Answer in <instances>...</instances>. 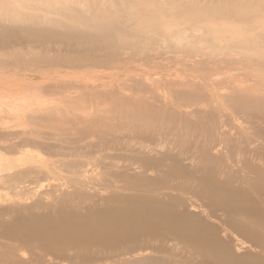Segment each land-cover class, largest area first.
Segmentation results:
<instances>
[{"label": "rangeland", "instance_id": "rangeland-1", "mask_svg": "<svg viewBox=\"0 0 264 264\" xmlns=\"http://www.w3.org/2000/svg\"><path fill=\"white\" fill-rule=\"evenodd\" d=\"M4 1L16 7L14 13L35 16L36 22L46 16L72 25L66 16L82 19L90 15L95 23L103 24L108 14L116 21L121 20L124 28H129V34L119 35L121 42L116 37L114 47L102 46V50L87 58L81 55L64 59L61 55H51L48 61L0 58V67H9L6 71L10 76L19 72L85 68L89 74L84 80L91 82H81L80 87L75 84L74 89L70 85L53 89L55 92L50 94H56L54 97L50 90L43 91V95L33 92L36 96L32 98L44 100L50 107L51 121L46 122L47 116H32L31 111L39 107L30 105L25 108L27 117L19 114L15 136L0 128V134L5 133L0 135V145L7 148L0 146L1 161L8 156L15 160L11 175H0V255L17 250L14 243L19 238L28 247L22 255L29 257L35 254V248L59 247L60 240L70 239L71 231L73 235L79 231L86 235L81 221L90 206L92 210L110 209L105 215L92 212L89 222L92 233L121 221L141 225L143 231L136 234L131 226L134 238L148 240L161 236L166 240L174 235L166 230L165 223L188 227L190 232H196L194 226L200 222L215 226L229 219L227 213L208 203L209 188L215 189L218 183L225 187L239 185L238 191L232 190L236 202L264 208L260 190L256 191L247 181L250 176L256 180L257 175L245 171L242 177L239 173L247 159L264 160V0H256L258 3L200 0L203 4L199 0ZM229 12L238 15L232 17ZM3 23L11 25L12 21ZM71 57L74 61L68 62ZM17 84L5 81L0 84V94L11 96L12 102H7L11 109L18 108L13 101L19 94L16 90L19 86H11ZM3 110L0 108V116ZM54 111L58 117L53 115ZM23 135L28 137L27 142L22 141ZM20 157L27 160L25 165L16 164ZM261 182L264 185V180ZM234 216L241 220V228L260 230L245 216ZM53 226L59 230L51 235L48 228ZM215 227L218 229L215 228L214 234L222 241L215 243L216 248L224 252L219 259L206 252L211 264H234L225 250L237 246V242L243 243L244 249L237 248L241 254H264L261 243L236 236L238 233L232 226ZM49 234L56 239H51ZM232 234L238 238L237 242L226 239L225 236ZM76 237L81 242L75 244V249L54 261L200 264L204 259L196 245L164 241L148 247V242H144V249L142 242L137 252L110 261L104 253L85 254L83 250L91 240ZM93 237L92 251L99 247ZM253 260L254 264H264L263 257Z\"/></svg>", "mask_w": 264, "mask_h": 264}, {"label": "bare ground", "instance_id": "bare-ground-1", "mask_svg": "<svg viewBox=\"0 0 264 264\" xmlns=\"http://www.w3.org/2000/svg\"><path fill=\"white\" fill-rule=\"evenodd\" d=\"M218 1H221V0H218ZM239 1H241V0H239ZM258 1H261V0H258ZM204 5H207V4H204ZM209 5H211V4H209ZM261 5L262 4L260 3L259 6H261ZM197 6H199V5H197ZM216 6L217 5H215V7ZM3 10L6 12H3ZM16 10H17L16 7H14L12 4H9L7 2L5 3L4 0H0V58H4L6 60H10L12 58L15 59L16 57H25L24 59L29 60V61L40 60V59H45L46 61H48V59L51 55H57V56L61 55L60 58H62V59H64L65 57L68 58L69 56H74V55H79V56L81 55L82 58H87L86 56L92 55V53H95L99 50H102L104 48L102 46L114 47L116 45V41L114 38H116V37H117V42L119 40H120L119 42H121V39L118 38L119 35L121 37L122 35H128L129 34V31H128L129 28L128 29L124 28L121 20L116 21L115 18H110L111 16L110 15L108 16V14L105 15L106 19L104 20L103 24L95 23L94 19H92V16H90V15L89 16H83L82 19H80L76 16H74V17L73 16H66L65 19L70 20V21H68L69 23L72 22V25H70V24H67L66 21H62V20H59V19L54 18V17H46V16L43 19L40 18V20H38L36 22V19L33 20V17H35V16L22 15L20 13L19 14L14 13L13 11L16 12ZM112 12H114V11H112ZM217 13H218V11H217ZM236 13H238V11H236ZM236 15H238V14H236ZM236 15L231 14L230 16L236 17ZM216 16H217V14H216ZM218 16H219V14H218ZM4 20L12 21L11 25H7L6 23H3ZM242 38H239V39H242ZM237 41L243 42V40H237ZM237 41H235V42L238 43ZM257 41H258V39H257ZM245 42H246V39H245ZM245 42H243V43L246 44L247 42L246 43ZM256 44H255V46H256ZM29 46L31 47V49H29ZM249 46L250 45H248L247 48ZM257 46H258V44H257ZM17 47L19 49H17ZM240 47H242V45ZM22 51H24V52H22ZM74 59H75L74 57H71V60L68 59V62H73ZM4 68H5V70H0V71H2L0 73V79L3 78V80H0V84L3 81L9 82V83L10 82L11 83L16 82V83H18L17 85H11V86H19V87H16L17 88L16 90L18 91L19 94L16 97V99L13 101L14 106L18 107L17 109H15L13 107L11 109L10 106H7V104H8L7 102L10 101V98H11L10 95H6L5 93L0 94V108L4 109L1 112L2 115L0 116V120H4V121H2V124H0V128L2 130H4V132L6 134H9V135H14V133H16V131H18L17 127H19V125H18L19 114H22L23 117H24V115H25V117H27V115H26L27 111L25 110V108H30V105H38V107H39V108L33 109L31 111L32 116L34 115L35 118H37V117L42 118L41 115L47 116L45 118L46 122L51 121L52 118H51V113L49 110L50 107L47 106L46 103H44L45 102L44 100H42V101L38 100L37 97L32 98V95H35L33 92H35V93L36 92L37 93L42 92L41 95H43L45 91H46L45 93H47V91L50 90L49 91V94H50V93H52V91H54V90L57 91L56 89L63 88L64 86L69 87L68 85H70V88L71 87L73 88V87H75V84L77 87V85L79 86V84H81V82L86 83V84L90 82L89 80H88L89 82L84 80V76H87L89 74L88 71H84L85 68H81V69H77V70L73 69V68H63V69L58 70L59 72H56V70L53 71V69L52 70L50 69L45 73L42 70H40L38 72L35 71L34 73L19 72V74H16L14 76H10V74H9L10 72L6 71V69H8L9 67H6V66L4 67L3 65L0 67V69H4ZM99 68L101 69V67H98L97 69H99ZM105 68H107V66ZM65 69L74 70V71H64ZM33 76H35V77H33ZM58 80H63V81L68 80V81H65V83L59 84V82L56 83V81H58ZM35 82H38L39 84L34 85L33 83H35ZM21 86H22V88H20ZM57 94H58V92H57ZM38 95H40V94H38ZM45 95L47 96V94H45ZM50 95L54 97V95H56V94L53 93ZM15 96H16V94H15ZM59 96H61V95H59ZM10 102H12V101H10ZM24 102H26L28 105L25 104ZM66 106H64V107H66ZM57 110H59V109H57ZM55 111L53 112L54 113L53 115L56 116L57 113H55ZM37 112L39 113V116H36ZM29 113H30V111H29ZM58 116L59 115H57V117ZM59 120H60V118H59ZM63 121H62V123H63ZM15 124H17V125H15ZM26 124H28V123H26ZM38 126H40V125H38ZM44 126H45V124H44ZM30 127H32L31 124H30ZM35 127H37V126H35ZM51 127H52V125H51ZM33 128L34 127H32V130H33ZM37 132H38V130H37ZM5 133L4 134L2 133V134L5 135ZM2 134H0V135H2ZM22 137H25V136L23 135ZM4 138L6 139V137H4ZM4 138H2V139H4ZM7 138H8V140L11 139L9 137H7ZM26 138H28V137H25L24 140L22 139V141L27 142V140H25ZM2 139H1V141H3ZM5 139H4V142L6 141ZM12 140H14V139H12ZM3 146L4 145H2V147ZM7 146H9V145H7ZM5 148L6 147L4 146L2 149L5 150ZM7 153H10V152L7 151ZM1 155H3V154L1 153ZM2 158H0V175H3L4 173L11 175L9 173H11L13 171V165H14L13 162L15 160H13V158L10 156L4 157L5 163L2 165V162H4V161H1ZM17 161L18 162L16 164H18V165H25L27 162V160L23 159L22 157L18 158ZM261 161H262V163H261ZM205 169H206V167H205ZM245 171L250 173V174L257 175V178H254L256 180H253L250 176L247 178L248 179L247 181L250 180L249 183H250L251 187H253L256 191L260 190V193H261V196L263 199L264 198V185H262L261 180H264V160L258 159L257 161L256 160L251 161V160L247 159L246 162L243 164L242 172L239 171V173L242 175V177H245V175L242 174ZM202 178H206V177L202 176ZM0 181H1V179H0ZM208 181L209 180L205 179V182H208ZM22 182H20V183H22ZM215 182L216 181H212L213 184ZM238 186L239 185H234V183H233V184H231V186L225 187V186L218 183L215 185V187H214L215 189L209 188L210 192H209V197H208V199H209L208 203H210L211 206L212 205L215 206L216 209H219V212L224 211V213H227L229 216L228 220L219 221V222H217V224L215 226L222 225V224H224V226H225V224H228V225L232 226L237 231L238 235H236V236L239 237V235H240L243 239L246 238L249 241L261 243L262 247L264 248V208L260 207V206H257V208L251 207L249 205H246V204L242 205L239 202H236L235 201V192L232 190L238 191L239 190L237 188ZM37 187H38V185H37ZM120 196L122 197L123 194ZM151 200H152V198H151ZM123 206H124V204H123ZM209 206H208V209H209ZM118 207H120V206H118ZM121 207H122V205H121ZM212 207H211V211L213 209ZM109 211H110V209L108 207L105 209H100V208L95 207L92 210V207L90 206V209L88 210L89 216L86 213L83 214V216L84 215L85 216H84V219L81 221V222H84V223H82V225L84 224V226H83L84 228H82V229H84L87 232V233L85 232L86 235H84L83 231L82 232L79 231V233H77L76 235L74 234L75 235L74 236L72 231L70 230L71 231L69 233L70 239H68L67 242L59 239L60 240L59 247H54V246L51 247V246L46 245L49 248L45 247L44 244L42 243L44 247L35 248L34 249L35 251L33 250V252L35 254L32 256L29 255V257L22 255L21 252L22 251L26 252V248H28V247L25 248V246H27V245H25V244L23 245V243L21 242V239L19 238L17 240V242L14 243L17 247V250L11 249L12 251L10 254L5 253L3 255H0V263L4 262L5 264H59L58 261H54V259L59 258L61 256V254L64 255L66 251L72 250L75 247V244L80 240L79 237H76V236H84L83 239H85V237H86L87 239L91 240V243L88 245V247L86 246L87 248H85V250H83V252L85 254L90 253V252L92 254L93 253L94 254L104 253V254H107V256H108L107 259L110 261L116 260L117 258L123 257L124 255L130 254L133 252H137L138 250L141 249L140 244L142 242H143V244H141L142 246L144 245V242H148L147 244H149V245H147V247L150 246L152 243H155V242L162 243L164 241L165 242H170V241H177L178 242V241H180V242L196 245L201 249V251L203 253V257H204L203 262H201L200 264H211V260L207 259L208 257H207L206 252L211 253V255L218 256V259L220 258L219 256H221L220 253L224 252V251L221 252V250L218 251L216 248L217 246L215 243L222 242L214 234V231H216L215 228L216 229H218V228L215 226H211L210 224L203 223V222L197 223V225L194 226L195 229L197 230L196 232H194V231L190 232L188 227H183V226L178 227V226H175L173 224L171 225V223H165L164 227L166 228V230L168 232H170L172 235H174L172 239L169 238L166 240H165V238L164 239L161 238V236H159V238H156V239L154 238V239H148V240H143L142 238H139V237L134 238L133 237L134 235H132V233H131V231H132L131 226H133L132 227V229L134 230L133 232H135V234H136L137 231L142 230L141 225L140 224L139 225L138 224L137 225H131V223H127V222H126V224H122L121 221H119L117 223L115 221V224L113 223L114 226H110L109 228L106 227L107 229L106 228L105 229L104 228L98 229L99 228L98 227L97 228L98 230H94V232L92 233V225L89 224V222L92 220V218H91L92 212L95 215H98V214L99 215H105L106 213L109 214ZM70 212H72V211H70ZM79 212L81 213V211H79ZM29 213H31V212H29ZM57 214H59V213H57ZM177 214H179V213H177ZM234 215H242L243 217L245 216L247 219L251 220V224L254 225V227H257L256 228L257 230L258 229H260V230L256 231L252 228H246V227H245V229L241 228V225L239 223V221H241V220H238L236 218L238 220L237 221L234 218V217H236ZM127 216L128 215H126V219L128 220ZM33 217H34V215H33ZM53 217H55V216H53ZM62 217H59V218H62ZM48 219H50V218H48ZM68 219L71 220V218H68ZM67 220H65V221H67ZM182 221H183V219H182ZM46 222H47V219L44 223L47 224ZM53 222H54V224H56L57 221L56 222L53 221ZM150 222L151 221H149L147 224L149 225ZM253 222H254V224H253ZM96 223H98V222H96ZM50 225H52V224H50ZM69 225H71V224H69ZM101 226H103V225H101ZM56 228H58V227H56ZM56 228H54V226L51 228L49 227L48 232L51 235L56 234L57 231L59 230V229L57 230ZM62 229H64V228L62 227ZM80 232L83 234H81ZM33 234H31V235L33 236ZM145 236H147V233ZM92 237L95 238V240L97 241V244L99 246L94 251H92ZM225 237L228 240V242H232L234 239L237 242V239H238V238L237 239L234 238L233 234H232V236H225ZM46 238H49V237H46ZM50 238L56 239L55 236L54 237L51 236ZM61 239H63V238H61ZM239 239H241V238H239ZM45 240H47V239H45ZM55 241H57V240H55ZM28 242H27V244H28ZM41 242L42 241H40V243ZM79 242H81V241H79ZM47 243H49V242H47ZM242 244L243 243L237 242V246L234 247L232 245L231 248L225 250L227 257L229 258V260L232 263H234V264H254L253 259L260 260V257L264 258L263 253H261L259 255L255 254V256H253L251 254L248 255L247 253H246V255L241 254L239 252V250L244 249ZM38 245H39V243H38ZM39 246H41V244ZM144 248L145 247L143 246V249ZM145 250H148V249H145ZM198 250H196V251H198ZM18 252H19V254H18ZM16 253L18 255H15ZM66 253H68V252H66ZM139 257L141 258V256H139ZM142 257H144V256H142ZM146 258H147V256H146ZM157 258H159V256ZM151 260H153V258ZM53 262H55V263H53ZM146 263L147 262H145L144 264H146ZM163 263H164V261H163ZM222 263L223 262H221L220 264H222ZM223 264H227V263H223Z\"/></svg>", "mask_w": 264, "mask_h": 264}]
</instances>
